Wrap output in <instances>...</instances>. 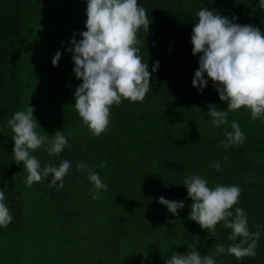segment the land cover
Listing matches in <instances>:
<instances>
[{"label": "trees", "instance_id": "1", "mask_svg": "<svg viewBox=\"0 0 264 264\" xmlns=\"http://www.w3.org/2000/svg\"><path fill=\"white\" fill-rule=\"evenodd\" d=\"M138 4L151 23L149 34L139 30L137 47L150 72L159 61L152 90L142 102L113 105L108 130L95 137L74 107L82 81L76 79L67 51L73 32L79 41V33L86 31L87 0H0V190L13 216L7 228L0 227V264H165L173 251L187 254L189 243H198L197 251L212 254L216 264H264V120L253 121L250 111L241 108L229 113V124H211L208 104L221 110L227 104L210 80L202 92L192 86L199 56L192 55L191 44L203 8L229 19L236 16L235 23L262 31L264 9L259 0ZM57 51L61 59L53 66ZM27 106L34 108L39 134L51 140L60 130L71 145L59 155L44 149L32 153L41 167L71 162L59 191L48 186V179L27 186V172L14 160L8 120ZM232 121L240 125L245 141L225 149L218 145L226 139L225 129L232 131ZM81 162L89 168L79 172ZM102 162L107 166L100 167ZM214 163L219 171L210 167ZM89 171L107 185L99 199L92 198ZM191 175L206 179L209 188H241L232 211H245L250 231L261 226L255 257L215 255L216 246L239 243V238L229 240L231 229L223 222L213 236L188 219L192 201L182 182ZM160 197L183 201L185 207L174 217L158 202ZM48 242L51 250L43 253L49 257L30 252ZM21 251L25 258L17 254Z\"/></svg>", "mask_w": 264, "mask_h": 264}, {"label": "clouds", "instance_id": "2", "mask_svg": "<svg viewBox=\"0 0 264 264\" xmlns=\"http://www.w3.org/2000/svg\"><path fill=\"white\" fill-rule=\"evenodd\" d=\"M259 6L264 9V0H259ZM255 10L253 7L252 11ZM197 15L191 44L192 55L199 56V67L194 72L192 86L202 92L210 80L220 101L227 104L226 110L208 104L206 115L211 118V124L216 128L229 124V113L241 108L250 111L253 121L264 120V31L255 25L235 23L236 16L229 19L208 8L199 10ZM86 17V31L79 33V41L73 32L72 47L67 51L72 53L74 75L82 81L75 90V110L90 133L99 137L108 130L113 105L118 107L122 100L142 102L145 99L152 90L150 80L152 73L159 68V61L150 72L148 62H144L137 47L141 43L137 35L139 30L149 34L151 23L138 0H87ZM61 55L60 51L56 52L52 58L53 66L58 65ZM33 113L34 108L27 106L8 120V127L14 133V160L23 164L27 186L48 179V186L59 191L64 186L71 162L62 160L58 166L41 167L32 153L44 149L50 156L59 155L71 145L60 130L51 140L49 135L39 134L36 131L39 124ZM230 127L232 131L225 129L226 139L218 145L225 149L242 145L245 141V134L236 121H232ZM106 166V162L100 165L102 168ZM210 167L220 170L219 164ZM88 168L83 162L76 165L79 172ZM88 180L93 185L92 198L99 199V192L106 191L107 185L95 172L89 171ZM182 185L187 188V196L192 201L189 220L213 236L216 235V226L223 222L224 228L231 229L228 239L236 241L239 238V243L216 246L215 255H231L237 260L256 256L261 226H256L257 231H250L245 211L235 207L233 213L242 191L238 185L217 184L209 188L208 181L199 175L186 177ZM158 202L165 205L174 217L185 207L183 201H169L164 197ZM12 220L5 194L0 190V227L7 228ZM187 247V254L173 251L165 264H216L212 254L201 255L197 251L198 243H189Z\"/></svg>", "mask_w": 264, "mask_h": 264}, {"label": "rangeland", "instance_id": "3", "mask_svg": "<svg viewBox=\"0 0 264 264\" xmlns=\"http://www.w3.org/2000/svg\"><path fill=\"white\" fill-rule=\"evenodd\" d=\"M43 246H45V248H36V249H32L30 250L31 253L33 252H37L39 255H44L43 257H49L48 255H46L45 253H43L44 251H48L49 249L51 250V248L49 247V242L44 244ZM59 250L61 251V247H59ZM49 252V251H48ZM18 255L22 256L23 258H25V251H21L20 253H17ZM54 257H56L54 254H52Z\"/></svg>", "mask_w": 264, "mask_h": 264}]
</instances>
